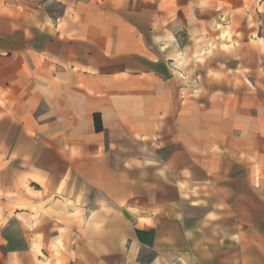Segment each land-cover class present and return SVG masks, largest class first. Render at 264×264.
<instances>
[{"label":"crops","instance_id":"1","mask_svg":"<svg viewBox=\"0 0 264 264\" xmlns=\"http://www.w3.org/2000/svg\"><path fill=\"white\" fill-rule=\"evenodd\" d=\"M0 264H264V0H0Z\"/></svg>","mask_w":264,"mask_h":264},{"label":"rangeland","instance_id":"2","mask_svg":"<svg viewBox=\"0 0 264 264\" xmlns=\"http://www.w3.org/2000/svg\"><path fill=\"white\" fill-rule=\"evenodd\" d=\"M236 23H237V24H240L239 21L236 22ZM227 24H228V18H227L226 16H224L222 19H218L217 21H213V25L216 26V27H218V28L221 30V32L219 33L220 38H221V37L224 38V39H222L223 41H221V42L219 43L221 48H224V47L221 46L222 43H226V40L229 41V37H228V33H227L228 29H227V28H222V26H224V25H225V27H227V26H228ZM247 24L249 25L250 22L247 21ZM225 33H226V35H225ZM185 37H186V34H184V33H181V34H180V39H181V40H182V39L184 40ZM211 42H214V43H213V46L217 45L215 38H212V39H211ZM223 50H224V49H223ZM204 51H205V52H208L209 50H206V49H205Z\"/></svg>","mask_w":264,"mask_h":264},{"label":"bare ground","instance_id":"3","mask_svg":"<svg viewBox=\"0 0 264 264\" xmlns=\"http://www.w3.org/2000/svg\"><path fill=\"white\" fill-rule=\"evenodd\" d=\"M181 64V63H180ZM178 68V67H177Z\"/></svg>","mask_w":264,"mask_h":264}]
</instances>
